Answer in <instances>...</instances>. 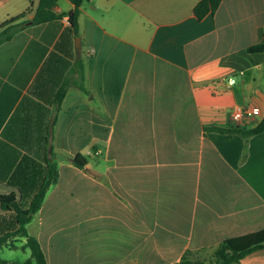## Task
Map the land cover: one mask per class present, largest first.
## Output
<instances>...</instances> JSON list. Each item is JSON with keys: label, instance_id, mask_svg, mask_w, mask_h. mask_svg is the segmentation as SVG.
Instances as JSON below:
<instances>
[{"label": "crops", "instance_id": "0c3cea01", "mask_svg": "<svg viewBox=\"0 0 264 264\" xmlns=\"http://www.w3.org/2000/svg\"><path fill=\"white\" fill-rule=\"evenodd\" d=\"M199 1L83 0L67 56L56 44L73 5L58 0L60 21L33 25L34 0L0 44V195L27 208L55 165L26 225L47 264H177L186 251L205 262L264 228V131H204L264 118V53L246 52L264 42V0H221L200 20ZM237 108L257 112L234 119ZM15 227L0 208V236ZM14 240L7 249L25 242ZM232 264H264V248Z\"/></svg>", "mask_w": 264, "mask_h": 264}, {"label": "trees", "instance_id": "16d2710c", "mask_svg": "<svg viewBox=\"0 0 264 264\" xmlns=\"http://www.w3.org/2000/svg\"><path fill=\"white\" fill-rule=\"evenodd\" d=\"M58 0H37V6L34 11L33 18L31 20L33 25H41L44 23H55L61 19L60 15H56L53 11ZM73 5V11L68 16V23L62 29L59 34V39L56 44V48L61 50L65 55L71 56V48L74 43V39L78 36V23L77 18L79 15V8L83 0H68ZM221 0H200L193 7V14L197 19H202L208 13H213L219 6ZM31 11V5L21 14L11 17L4 21L0 27L4 29L0 32V44L8 40L20 27L21 22H17L23 18L28 12ZM57 25L60 24L56 23ZM248 53H264V42L258 43L246 49ZM75 65L78 67L76 73L78 74L77 79H73V84L80 91L86 92L83 86V63L80 60H76ZM68 82L65 83L59 89L57 95L58 106L62 99L65 89L68 86ZM204 131H211L219 134H223L229 138L233 134H238L243 139L258 134L264 131V118L262 121L251 129H241L238 127L231 128H219L214 126L204 127ZM94 152V147H91ZM95 155H98V151H95ZM71 162L74 166L79 169L85 170L87 164V157L83 153H77L71 158ZM58 174L54 164L47 166L46 176L39 185L38 191L31 198L28 207L23 208L17 198L13 194L0 195V208L4 211H11L14 215L15 229L11 232H7L0 236V248L6 247L11 248L15 246L16 237L25 238V242L22 246L23 249L29 250V258L24 262L7 261L0 257V264H47L44 254L40 248L37 239L30 236L27 233L26 225L31 221L33 216L39 210L45 194L50 186L56 183ZM264 248V228L258 231H254L248 234L232 237L223 240L212 253V258L209 263L202 262L196 257L197 252L186 251L181 256V259L177 264H232L238 263L248 253Z\"/></svg>", "mask_w": 264, "mask_h": 264}, {"label": "rangeland", "instance_id": "374dc122", "mask_svg": "<svg viewBox=\"0 0 264 264\" xmlns=\"http://www.w3.org/2000/svg\"><path fill=\"white\" fill-rule=\"evenodd\" d=\"M30 3H34V0H0V25L7 18L17 16L21 12H24ZM212 253L213 251L205 259V263L211 261ZM0 257L8 261L23 262L29 258V251L28 249H23L20 242H17L14 249H0Z\"/></svg>", "mask_w": 264, "mask_h": 264}, {"label": "built area", "instance_id": "2783aa9c", "mask_svg": "<svg viewBox=\"0 0 264 264\" xmlns=\"http://www.w3.org/2000/svg\"><path fill=\"white\" fill-rule=\"evenodd\" d=\"M257 110L256 109H235L234 110V113H233V118L234 119H239L241 118L242 116H251V115H254L256 114Z\"/></svg>", "mask_w": 264, "mask_h": 264}, {"label": "water", "instance_id": "95a60500", "mask_svg": "<svg viewBox=\"0 0 264 264\" xmlns=\"http://www.w3.org/2000/svg\"><path fill=\"white\" fill-rule=\"evenodd\" d=\"M76 45L78 44V38H75ZM62 159H66V157H62V155H58V161H61Z\"/></svg>", "mask_w": 264, "mask_h": 264}]
</instances>
